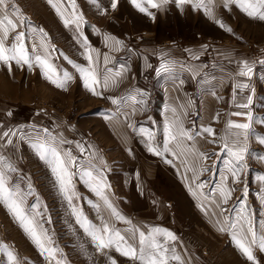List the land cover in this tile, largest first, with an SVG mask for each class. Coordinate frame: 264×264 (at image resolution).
Masks as SVG:
<instances>
[{"label":"crops","instance_id":"1","mask_svg":"<svg viewBox=\"0 0 264 264\" xmlns=\"http://www.w3.org/2000/svg\"><path fill=\"white\" fill-rule=\"evenodd\" d=\"M137 2L146 8L147 14L140 12L131 0H117L115 9L111 7L112 0H109L110 6L104 7V10H109L110 15L103 20L110 24L109 30L105 31L103 27H99L101 20L94 17L92 21L98 22V24L91 27L96 31V36L92 39L84 37V35L81 37L82 41L87 40L88 45L91 44L89 48L94 59H96L97 53L100 54L97 68L101 81L105 75V68L112 69V73L109 74L110 80L114 78L116 81L115 84L110 82L107 88L101 83L96 88L99 95L89 92L91 96H87L93 102L92 105L97 104V107L103 108L102 114L95 115V119L92 118L93 130L98 134V138L103 140L105 146L112 149V154H124L129 157L144 156L139 159L141 163L137 160L138 163L135 166L140 171H145L142 170L144 166L147 169L150 168L148 164L144 163V158L149 159V156H155L151 162H156V167L159 169L151 167L155 169L152 171L153 175L151 176L153 177L143 180L138 179L136 174L133 175L135 179L131 180L128 172L130 163L125 160L121 161L125 163L128 191L131 192L128 199L137 196L136 200L142 204L143 194L148 193L145 188L162 181L165 186L173 188L171 199L176 208L181 203L180 191L182 188L183 190L187 187L192 188L195 195L191 201L196 204H204V210H199V213L195 212L193 215L204 219L206 226L204 228L196 226L195 219L193 227L189 228L188 233L209 235V232H212L211 234L228 236L226 237L227 241L221 244L220 249L224 252L222 257L229 258L231 252L235 250L230 242L232 238L228 231L218 230L219 227L224 226L225 218L235 222L241 210L246 209L258 235L264 232L261 229V224L264 223V203L261 201V197L264 196V181L259 179V177H264V159H261L264 157V144L259 143L258 140L259 137H264V92L257 95L252 87L255 80L254 75L258 74L257 71H260V68L264 71V64H261L262 67L260 64L253 65L256 64L253 61L254 58L264 60V46L252 47L251 44L252 39L259 41L263 36L259 37L260 35L257 34L258 37L252 36L249 38L251 40H245L232 25L244 26L242 20L253 18L241 11L235 3H229L225 7V0H192V3L203 5L197 8H193L192 3L177 6L176 0H168L167 3L154 0L159 5L155 8L149 7L146 0H137ZM59 4L62 9L68 10L62 0ZM100 4L101 0H96V4H94L96 7L91 9L101 10ZM205 9H208L211 15L207 14ZM230 11L239 12V15L236 13L238 24L229 25V17L233 16L230 15ZM254 19L259 20L258 18ZM216 21L222 22L225 27H221ZM113 22L114 27L118 26L116 22H142L144 27L140 28L138 32L132 31L130 34H126L122 29H113ZM178 22H188L189 26L194 24L193 33L180 35L176 31ZM197 22H205L207 28L215 27V30L210 29L207 35H198L196 34ZM62 25L65 26L63 22ZM217 26L220 27V33L216 30ZM225 28H230L231 32L226 31ZM62 30L64 29L62 28ZM263 32L264 30L260 34L263 35ZM106 36L119 40L120 45L115 46L113 40L105 41ZM67 37L72 41V44H75L74 35L68 33ZM217 41L221 43H217ZM222 41L224 42L222 43ZM124 44H127L125 49ZM73 47L76 49V57H73L76 65L87 67L85 50L78 43ZM254 48H257L258 51ZM105 54L109 57L107 65L103 60ZM241 61H246L251 66L250 76L238 75ZM162 64L168 66L167 71L160 70ZM73 72L79 73L77 70H72ZM116 72H120L121 75L115 76ZM229 79L230 81H228ZM218 80L219 84H222V80L226 81L224 88L218 89L217 87L216 89L212 86V82ZM239 84L247 85V87L239 88L237 87ZM84 87V84H80L77 79L75 85L77 91ZM73 89L70 88L67 91H73ZM122 97H126V99L120 103ZM249 97L251 98L250 104L248 103ZM113 100L116 103H113ZM244 104L248 106L246 108L239 106ZM236 113L241 115H235ZM249 113L251 114L250 120L248 119ZM229 121L248 123L250 126L247 130V138L245 139L243 135L240 136L241 142L247 146V151L243 161L245 167L240 172L237 183L231 182L228 166L233 158L223 149L224 141L221 138H227L231 144L237 139L235 134L243 130L230 129ZM173 123L177 129L182 127L194 139L184 138L179 148L175 141L171 142L169 151L165 152V125ZM207 127L213 129L214 136L202 131ZM141 129L145 131L141 132ZM65 131V127H61L63 139ZM148 132L153 134L151 141L146 134ZM150 143L162 154L157 155L149 152ZM85 147L88 154H97L91 143L85 142ZM198 153L206 154L207 159H201L197 155ZM99 159L101 161L97 163L100 168L94 167L93 170L101 169L105 173L109 171L113 178L117 171L114 172L110 168L109 161ZM215 161L219 165L213 166ZM205 162L208 164V168H205L208 169L207 172L202 168ZM193 170L198 175L195 182H193ZM225 176L228 177L226 187L234 189V191L235 188L238 190L235 195L234 191L231 192L227 203L222 202L218 190L221 184L225 183L222 180ZM85 177L79 178V186L81 190L87 191V194L84 192L85 196L80 195L81 198L76 195L72 200L73 207L77 209L80 208L82 200L92 199L91 194L98 198L93 191L87 189L88 184L87 181H84ZM96 183L99 182L96 181ZM199 183H203L204 188L210 187V190L205 194L197 195L199 191L202 192L196 187ZM183 199H185L184 196ZM157 202L159 201L153 203ZM217 204L220 207H217ZM221 209L224 211L222 212ZM141 213L143 215L141 218L144 221H152L151 219L154 218L155 220L160 219L164 221L162 224H166L159 225V222L150 225L152 222H145L142 225L145 233L152 228H161L171 232L174 236L177 235L178 238H180L179 235L184 234L180 229V213L177 216L174 215L175 213L169 216V212L167 214L163 212L161 217H149L146 212ZM103 219L104 223L120 230L121 234H125V230L122 231L118 227L119 222H116L114 217L108 220L104 215ZM213 223L215 228H213ZM101 224L99 222L98 227ZM160 236V242L163 243L165 237ZM176 240L168 241V246L174 248L175 252L197 249L190 241L181 243ZM109 250L111 249H107L106 253L103 250L100 254H96L94 250L92 260L97 264H109L108 261L111 258ZM253 251L260 252L258 248H253ZM177 263V261L169 260V264ZM182 264L187 263L183 262ZM238 264H244V257L242 262L239 260Z\"/></svg>","mask_w":264,"mask_h":264},{"label":"rangeland","instance_id":"2","mask_svg":"<svg viewBox=\"0 0 264 264\" xmlns=\"http://www.w3.org/2000/svg\"><path fill=\"white\" fill-rule=\"evenodd\" d=\"M62 1L68 10L62 8L61 10L66 17L71 18L70 14L72 9L70 7V0ZM12 2L26 19L22 27H18L15 32L9 34V39L5 42L6 46H11L14 42L12 37H14L16 33L23 31L25 33V47L29 54L32 52L33 45H36L38 51L43 54V49L39 48V45H41L42 42L46 43L49 45L48 52L50 53V62L56 68L57 75L62 78L63 72H68L71 76V79L66 82L65 86L59 88L51 83L46 78L41 68L35 64L33 67L29 68L27 65H17L12 61L10 62L11 71H9V66L0 62V137H3L4 132L10 133L9 137L0 138V156H3L5 160L11 163L16 169L15 172L8 173L10 183L18 186L23 191H27L28 184L29 182L31 183L35 195L27 197L25 207L31 212V205L36 202L37 197L39 198L40 205L38 211L43 213V215L37 216L36 219L40 221L44 229L47 230L52 240V246L59 249L57 259L64 261V264H97L92 260L93 251L95 250L96 254H100L102 251H97L91 237L85 233L80 223L77 222V217L73 215L68 201L65 200L59 192L55 178L49 167L38 158L31 147V144L38 138H44V129H47L50 136L55 138V143L59 144L62 150L71 152L72 156L76 158V167L71 169V171L75 173L72 177V183L76 195H79L80 198V195H84L85 190H81L79 178L81 176L83 177L82 173L84 171H91L94 180L90 181L87 176L85 177L84 181H87L88 184L87 189L92 191L90 184L96 183V181L101 183L104 195L112 206L126 221L131 222L128 224L116 219L111 211L105 207L100 197L97 198L91 194L92 199L82 200L78 211L81 212L83 218H86L92 225L98 227L99 222H103V216L105 215L108 220L114 217L115 221L119 222L117 225L122 231L131 227L143 231L142 225L145 222H152L150 225L160 222L159 225H161L164 221L160 219L155 220L154 218L151 219L152 221H144L141 218V216H143L141 212H146L149 217H161L163 212L165 214L169 212V216H172L174 213V215L177 216L180 213V229L184 234L179 235L180 238H178L177 235H175V237L178 242L190 241L191 244L197 248L195 251H177V255L181 254L180 258L182 263L238 264L239 260L242 262V258L244 257V264H252V262L248 261L237 249L233 240L230 242L235 250L231 252L229 258L225 259L222 257L224 252L220 249V246L223 242L227 241L226 237L228 236L215 233L211 234L212 232H209V235H192L188 233L189 228L193 227L195 219L196 226H203V228L206 226L204 225V219H200L197 215H193L195 212L199 213L202 204H196L191 201L193 191L190 192L188 187L184 190L182 188V191H180L182 199L181 203L178 204L176 208L171 199L173 188L165 186L162 181L145 188L148 193L143 194V199L141 200L142 204L138 203L139 201L136 200L137 196L128 199V195L131 192L128 191V179L125 176V163L121 161L125 160L130 163L128 172L131 180L135 179V176H133L135 174L138 179L143 180L153 177L151 175H153L152 171L155 169L151 167L155 168L156 162L151 161L155 159V156H149V159L144 158V163L148 164L150 168L147 169V167L144 166L142 170L145 171H140L136 169L135 166L138 163L137 160L142 159L144 156L136 155L129 157L124 154H112V149L106 147L103 140L101 141V139L98 138V134L93 130L94 124L92 118L95 119V115L102 114L103 108L97 107V104L92 105L93 102L87 97L91 96L90 94L92 92L87 87L77 91L75 88L77 79H79L80 84H84V86L85 83L80 73H72V70L76 71V68L73 67V64L76 65V61L73 58L76 57V49L73 46L78 43V45L85 50V47H82L83 41L81 37L84 35V37L87 36L92 39V37L96 36V31L92 29L91 26L96 23L98 24V22H93V18L97 17L98 20H101V22H99V27H103L105 31L109 30L110 24H107L108 22H103V20L110 15L109 10H104V7L107 8V6H110L109 0H101V10L91 9L96 7V5L88 0H74L76 5L75 11L83 17V24L79 32L76 30L74 24L68 27L61 26V17L48 3V0H12ZM54 2L60 3V0H54ZM236 13L239 15V12L230 11V15L233 16L229 17V25L238 24ZM242 22H244V26H232L245 40L252 36H263L259 41L252 39L253 41L251 44L252 47H257L259 45L264 46V32L263 35L260 34V32L264 30V20L259 19L257 21V19L253 18L250 20L244 19ZM141 23L116 22L118 26L114 27L113 22V29H122L124 33L130 34L132 31L138 32L140 28H143L144 25ZM187 23L188 22H178L176 31L180 35H183V33H193L194 24L189 26ZM197 23L196 34L198 35H207L210 29L215 30V27L207 28L205 22ZM62 28L64 30H62ZM41 29L43 33H46V36H42L39 31ZM216 30L220 33L219 26L216 27ZM68 33L74 35V39L77 43H71L72 41L67 37ZM223 42L224 41H222V43ZM217 43L221 42L217 41ZM90 45H88V48ZM125 46H127V44H124V49L126 48ZM254 50L258 51L257 48H254ZM69 61L72 63H69ZM253 61L256 62V64H253L254 66L257 64H260V66L264 64V60L260 58H254ZM257 72L258 74L254 75L255 80L252 87L258 95L264 92V71L260 68V71ZM53 78L55 79L56 77ZM228 81H230V79ZM225 85L226 81L224 80H222V84H219V80L212 82V86L216 89L217 87L218 89H222ZM70 88H74L73 91H67V89L69 90ZM121 99L120 103H123L126 97H122ZM63 118L64 121L62 122ZM61 127H65L66 130L64 139L61 136ZM9 139L11 140L10 144L8 143ZM61 141H66V143H60ZM85 142L94 145L95 151H97L96 155L88 154ZM77 144L83 147V152L77 148ZM99 158L109 161L110 168L114 170V172L117 171L113 178L109 171L105 173V171L101 169L93 170L94 167L100 168L97 163L101 161ZM215 164H217V161L213 163V166H215ZM202 168H208V164L205 162ZM156 169H159V167H156ZM209 190L210 187L203 188L201 189L202 192L199 191L197 195L205 194V192ZM237 191V188H235L234 195ZM85 193L87 194V191ZM183 196L185 199H183ZM189 196H191L190 201L188 199ZM138 199L140 200V198ZM157 200L159 202L153 203ZM73 205L72 203V206ZM49 219L50 222H48ZM212 225L213 228H215V224L213 223ZM122 235L130 239L132 234L125 231V234ZM157 239L161 241V236L158 235ZM0 243L8 246L10 251L18 258L20 264H50V262L40 254L3 204H0ZM106 252L107 249L104 250V253ZM108 253L111 254L110 257L114 259L117 264H140V262L122 256L115 251V248L109 250ZM253 254L257 264H264V252L253 251ZM6 260V255L0 253V263L3 264ZM108 263L110 264V261H108ZM52 264H55V262H52Z\"/></svg>","mask_w":264,"mask_h":264},{"label":"snow or ice","instance_id":"3","mask_svg":"<svg viewBox=\"0 0 264 264\" xmlns=\"http://www.w3.org/2000/svg\"><path fill=\"white\" fill-rule=\"evenodd\" d=\"M91 3L96 4V0H90ZM133 5L140 11L147 14V10L142 6L141 3H138L137 0H131ZM162 3H167L168 0H161ZM48 3L55 9L57 14L61 17L62 22L65 27L69 25H75L76 30L79 32L81 25L83 24L82 15L78 14L75 9L76 5L74 0H70V7L72 9L71 18H68L64 15V12L61 10V5L54 0H48ZM146 3L149 7H159L154 0H146ZM177 6H180L185 3H192V0H176ZM229 3H235L241 11L251 18H258L264 20V0H225V7ZM117 6V0H112L111 7L115 9ZM193 8L202 7V4L192 3ZM97 7L99 5L97 4ZM206 13L211 15V12L208 9H205ZM25 17L22 15L20 10L15 6L12 0H0V62H3L5 65L9 66V71H11L10 62L14 61L17 65H27L29 68L36 66L40 67L43 71L46 78L59 88H63L67 81L71 79V76L68 72H63L62 78L57 75V70L50 62V53L48 52L49 45L46 43H41L39 48L43 49V54L38 51L36 45H33L32 52L29 54L28 50L25 47V33L23 31L16 33L13 39L11 46H6V41L9 39V34L16 31L18 27H22L25 23ZM221 27H225L222 22L216 21ZM226 31L231 32L230 28H225ZM42 36H46V33H43V30H39ZM113 40L115 46L120 45L119 40H115L113 37H105V41ZM82 47H85V59L88 61L87 67H81L79 65L73 64V67L80 73L81 78L84 80L85 87H87L94 95H99L96 91V88L103 83L105 88L108 87L109 83L115 84V79L110 80V75L112 69L105 68V75L103 81H101L100 76L98 75V62H99V53H97L96 59L93 58L91 50L88 48L87 40H84ZM67 59V58H65ZM105 65L109 62V57L105 54L103 57ZM69 63H72L69 61ZM161 71H167L168 66L165 64L161 65ZM252 72L251 66L246 61H241L240 70L238 72L239 76L245 77L250 76ZM120 72H116L115 76H120ZM53 77H56L55 79ZM239 88L247 87V85L239 84ZM113 103H116L113 100ZM248 103H251V98L249 97ZM240 107H247V104L239 105ZM235 115H241L236 113ZM248 119H251V114H248ZM131 127V125H130ZM228 127L235 128L238 130H243L242 132H237L235 135L237 139L229 144L227 138L222 137L223 149L228 152V154L233 158L229 162L228 172L231 174V182L237 183L239 181V174L244 169L245 165L244 154L247 151L246 144L242 143L240 136L243 135L245 139L248 135L249 124L248 123H232L229 121ZM144 129H141V132H144ZM202 131L207 133L210 136H214V131L212 128L207 127L203 128ZM44 138H38L35 142L31 144L32 149L38 158L43 161L50 169L52 175L55 178L58 190L61 195L68 201L69 206L72 209L73 215L77 217V222L80 223L81 227L84 229L85 233L91 237L92 242L97 248V251H103L105 249L115 248V251L120 253L122 256L128 257L133 261H139L140 264H169V260L177 261L178 264H182L181 258L176 254L174 248L168 246V241L175 240L176 237L171 233L161 228H152L149 229L148 234L140 231L135 227L126 229L125 231L130 232L131 238H126L125 235L121 234L120 230H117L107 223L102 222L100 227L92 225L86 218H83V214L78 211L77 208L72 206L73 197L76 196L74 191V186L72 183V177L75 175L71 171L73 167H76V158L72 156L71 152L64 151L59 147V144L55 143V138L51 137L47 129L43 130ZM14 134V133H13ZM149 141L152 140L153 134L151 132L146 133ZM9 132H4L3 137H9ZM165 141H164V151H169V144L171 142H176V146L179 148L181 146V141L186 138L188 140L194 139L187 131L182 127L176 128L175 124H166L165 125ZM178 137L180 138L178 140ZM259 143L264 144V137L258 138ZM8 143H11V140H8ZM60 143H66V141H61ZM77 148L84 151L83 147L80 144H77ZM149 152H153L157 155H161L156 148L151 146V143L148 147ZM181 151L183 149L181 148ZM201 159H207V155L203 153H198ZM264 159V157H261ZM207 171L208 169H203ZM16 169L5 160L3 156H0V204H3L10 215L13 216L14 220L18 222L19 226L26 234V236L31 240L35 245L37 250L41 255L45 257L46 260L52 264H64V261L57 259V253L59 249L52 246V240L47 233V230L44 229L43 224L36 219L37 216H42L43 213L38 211L40 201L37 197L36 202L31 205L32 211L29 212L26 209V199L30 195H35L34 190L31 187V183L28 184V190L23 191L18 186L10 183L9 172H15ZM83 176H87L90 181L94 180L93 174L91 171H84ZM198 179V175L195 170H193V182ZM261 181H264V177H259ZM225 183H222L219 187V193L222 197V202L227 203L231 197V192L234 189H228L226 187V182L228 177L225 176L222 178ZM91 190L103 201L105 207H107L112 215L124 222L130 224V221H126L123 216H121L116 209L109 202L107 197L104 195L103 187L101 183H92L90 184ZM198 189H203L204 184L199 183L196 185ZM189 191H193L189 188ZM195 195V192H193ZM262 203H264V196L261 197ZM215 202V201H214ZM97 207L96 205H93ZM217 207H220L217 204ZM201 210L204 208L201 205ZM223 212L224 209H221ZM50 222V219L49 221ZM220 223V222H218ZM224 226L218 228L219 231H228L235 246L242 253L243 256L247 258L248 261L252 264H257L256 258L253 254V248H258L261 252H264V232L262 234L257 233L255 228L252 225L251 219L247 214L246 209H242L237 216L235 222L229 221L228 218H225L223 222ZM261 229L264 230V223L261 224ZM138 234V237H137ZM158 235H163L165 237L164 242H160L157 239ZM0 253H4L7 257L5 264H20L18 258L9 250L8 246L0 243ZM110 259V264H116L115 260Z\"/></svg>","mask_w":264,"mask_h":264}]
</instances>
